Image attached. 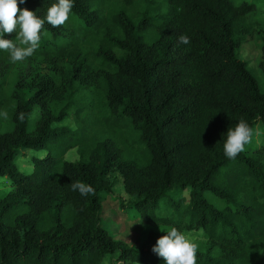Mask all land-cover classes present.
<instances>
[{"label":"trees","instance_id":"obj_1","mask_svg":"<svg viewBox=\"0 0 264 264\" xmlns=\"http://www.w3.org/2000/svg\"><path fill=\"white\" fill-rule=\"evenodd\" d=\"M136 1L73 0L64 25L45 21L31 57L13 63L0 50V112L8 113L0 126L12 125L0 130V175L12 185L0 198V264H103L106 257L111 264H165L151 250L165 232H149L136 246L105 225L113 170L144 222L203 231L196 264H264V146L235 159L223 150L228 128L240 119L252 128L264 123V94L236 53L257 32L254 4L166 0L163 11L155 6L154 15L134 21L119 4ZM17 2L44 18L57 0ZM181 35L190 43H180ZM4 38L18 43L15 32ZM260 46L264 54V34ZM90 90L102 93L107 116L129 121L131 143L89 135ZM34 107L39 117L30 130ZM71 111L75 129L61 126ZM50 143L58 152L33 157L32 174L16 169L20 149ZM136 144L145 146L142 162L131 157ZM72 148L79 159L68 161ZM76 181L95 195L73 191ZM205 191L223 207L212 205ZM169 194L176 199L167 215L149 213Z\"/></svg>","mask_w":264,"mask_h":264},{"label":"rangeland","instance_id":"obj_2","mask_svg":"<svg viewBox=\"0 0 264 264\" xmlns=\"http://www.w3.org/2000/svg\"><path fill=\"white\" fill-rule=\"evenodd\" d=\"M252 2L254 8L252 10L253 17L257 20V32L250 37L247 41L243 42L240 47L236 50L237 56L247 62V67L252 71L253 75L256 77L260 91L264 94V72L260 67V63L264 64V54L261 51V38L264 34V0H233L235 3L240 2ZM155 6H160L163 11L166 7V0H137L135 3L127 4L119 7L125 14H127L134 21L138 20L142 15H154ZM146 41L150 39L149 33L144 37ZM89 99L93 103L92 115L89 120L92 122L90 136L96 137H111L116 139L121 146L128 145L131 143L133 135V130L129 126V121L126 119H119L115 117L107 116V110L102 102V93L99 90H90ZM70 112L61 126H67L71 129L76 128V123L74 120V115ZM86 118V115L82 114ZM39 117V109L34 107L28 122V128L32 130L35 127V121ZM60 125V124H59ZM12 128L11 122L4 121L3 125L0 126L1 131L10 130ZM253 129H259L260 135H254L250 144L245 146L243 151L245 154H249L254 147L264 146V123L258 120ZM124 139L126 141H124ZM92 142L91 140H88ZM43 150L51 151L53 154L58 152V146L52 145L51 143L42 148ZM144 145H134L130 148L131 157L142 162L144 160ZM29 149H20L13 160V164L17 170L27 173L29 164H17V157L20 156L22 159H28ZM35 150V149H33ZM41 150V149H39ZM37 150V151H39ZM68 161H74L79 159V155L76 148L70 149L64 156ZM33 159V157H32ZM31 159V163L33 164ZM107 178L112 183V188L105 194L104 200V211L103 220L107 227L112 230V233L116 238L126 241L130 245H140L144 240H146L149 232L162 233L168 230V226L163 224H148L144 222L143 213L129 205L130 197L127 195L123 189L122 178L119 172L116 170L110 171L107 174ZM12 189L11 181L8 175H0V198L6 195ZM188 190L184 191L182 195L187 196ZM204 197L216 208H222L224 203L209 191L204 192ZM176 199L173 194H169L167 197H163L159 200L158 206L149 212L157 216H164L171 211L172 206L169 205L171 199ZM124 205V206H123ZM183 234L191 235L196 237V243H202L206 240L201 229L186 231ZM115 258V256H113ZM103 264H111L109 257H106ZM143 264V263H134Z\"/></svg>","mask_w":264,"mask_h":264},{"label":"clouds","instance_id":"obj_3","mask_svg":"<svg viewBox=\"0 0 264 264\" xmlns=\"http://www.w3.org/2000/svg\"><path fill=\"white\" fill-rule=\"evenodd\" d=\"M25 0H19L23 4ZM73 0H57L48 7L46 16L40 18L35 12L18 6L17 0H0V50L10 53V61L15 63L31 57L39 47L40 30L45 21L52 27H59L66 23L69 13L73 9ZM16 33V41L4 38V33ZM179 42L189 44L190 39L187 36H179ZM0 116L8 119L7 111L0 112ZM24 119L21 113L18 117ZM259 129L254 130L249 124L240 119L234 128H228L223 143L224 155L229 159H235L236 156L245 150V146L250 144L254 135H260ZM48 156L46 150H28V159L24 160L17 157L16 163L29 164L26 174H32L35 171V165L31 163L32 157L38 160H44ZM73 191H79L82 196L95 195V189L84 182L76 181L71 184ZM165 235L158 237L156 243L152 246V251L163 259L165 264H196L197 243L196 237L181 233L175 227L165 231Z\"/></svg>","mask_w":264,"mask_h":264}]
</instances>
